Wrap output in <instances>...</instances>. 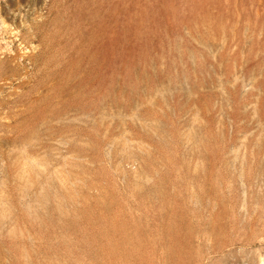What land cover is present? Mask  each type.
Masks as SVG:
<instances>
[{
  "label": "rangeland",
  "instance_id": "1",
  "mask_svg": "<svg viewBox=\"0 0 264 264\" xmlns=\"http://www.w3.org/2000/svg\"><path fill=\"white\" fill-rule=\"evenodd\" d=\"M0 264H264V0H0Z\"/></svg>",
  "mask_w": 264,
  "mask_h": 264
}]
</instances>
